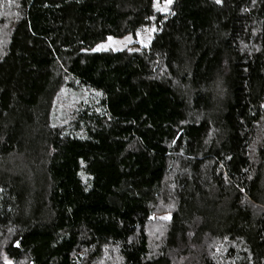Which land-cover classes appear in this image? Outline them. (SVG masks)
<instances>
[{
	"label": "trees",
	"instance_id": "16d2710c",
	"mask_svg": "<svg viewBox=\"0 0 264 264\" xmlns=\"http://www.w3.org/2000/svg\"><path fill=\"white\" fill-rule=\"evenodd\" d=\"M7 261L264 264V0H0Z\"/></svg>",
	"mask_w": 264,
	"mask_h": 264
},
{
	"label": "rangeland",
	"instance_id": "374dc122",
	"mask_svg": "<svg viewBox=\"0 0 264 264\" xmlns=\"http://www.w3.org/2000/svg\"><path fill=\"white\" fill-rule=\"evenodd\" d=\"M170 5H166L163 2L159 1V9H165L164 11H168ZM112 37V40L109 41L107 39L105 42L100 43L96 46L97 50L100 49H112V50H119L123 48H145L148 47L150 40L152 38V29H145L142 32L138 33L137 35L128 34L121 37ZM103 45L104 47L99 48L98 46ZM157 214V217L154 220V224L152 229L155 228L154 236H158L162 232V227L165 225L166 219H162V217H169V213Z\"/></svg>",
	"mask_w": 264,
	"mask_h": 264
},
{
	"label": "snow or ice",
	"instance_id": "6c2138e0",
	"mask_svg": "<svg viewBox=\"0 0 264 264\" xmlns=\"http://www.w3.org/2000/svg\"><path fill=\"white\" fill-rule=\"evenodd\" d=\"M216 2L217 3H220L221 0H216ZM164 3L166 5H170L172 3V0H164ZM156 6L159 7V0H156ZM159 10L164 11L165 9H159ZM108 39H109V41H111L112 40V37H109ZM102 47H104V46L103 45H100V46H98V49L99 48H102ZM162 219H169V217H162ZM7 264H12V262L11 261H7Z\"/></svg>",
	"mask_w": 264,
	"mask_h": 264
}]
</instances>
